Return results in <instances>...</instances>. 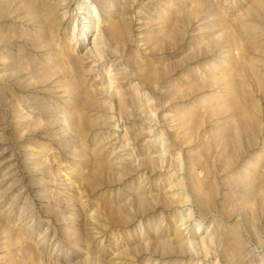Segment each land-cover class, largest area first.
Returning <instances> with one entry per match:
<instances>
[{"label": "rangeland", "instance_id": "rangeland-1", "mask_svg": "<svg viewBox=\"0 0 264 264\" xmlns=\"http://www.w3.org/2000/svg\"><path fill=\"white\" fill-rule=\"evenodd\" d=\"M0 264H264V0H0Z\"/></svg>", "mask_w": 264, "mask_h": 264}]
</instances>
